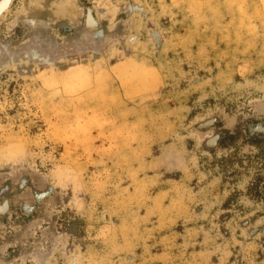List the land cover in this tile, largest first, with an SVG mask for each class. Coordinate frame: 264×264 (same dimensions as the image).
<instances>
[{"label": "rangeland", "instance_id": "374dc122", "mask_svg": "<svg viewBox=\"0 0 264 264\" xmlns=\"http://www.w3.org/2000/svg\"><path fill=\"white\" fill-rule=\"evenodd\" d=\"M0 2V264H264V0Z\"/></svg>", "mask_w": 264, "mask_h": 264}, {"label": "bare ground", "instance_id": "6f19581e", "mask_svg": "<svg viewBox=\"0 0 264 264\" xmlns=\"http://www.w3.org/2000/svg\"><path fill=\"white\" fill-rule=\"evenodd\" d=\"M10 1V0H9ZM3 2H4V0H3ZM0 3H2V2H0ZM254 3V2H253ZM242 4V3H241ZM256 4V3H255ZM1 6V5H0ZM3 6V5H2ZM6 10V9H5ZM76 10V9H75ZM246 14V13H245ZM241 16V15H240ZM257 16V15H256ZM258 17V16H257ZM216 18V17H215ZM256 19H258V18H256ZM260 19V18H259ZM231 32V31H230ZM152 75V74H151Z\"/></svg>", "mask_w": 264, "mask_h": 264}, {"label": "water", "instance_id": "95a60500", "mask_svg": "<svg viewBox=\"0 0 264 264\" xmlns=\"http://www.w3.org/2000/svg\"><path fill=\"white\" fill-rule=\"evenodd\" d=\"M2 19H3V18H2ZM2 19H1V20H2ZM0 23H1V22H0Z\"/></svg>", "mask_w": 264, "mask_h": 264}]
</instances>
